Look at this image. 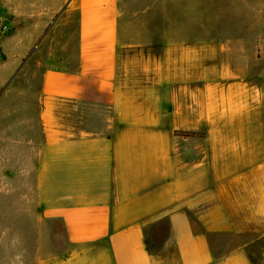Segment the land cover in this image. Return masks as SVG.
I'll list each match as a JSON object with an SVG mask.
<instances>
[{"label": "crops", "instance_id": "0c3cea01", "mask_svg": "<svg viewBox=\"0 0 264 264\" xmlns=\"http://www.w3.org/2000/svg\"><path fill=\"white\" fill-rule=\"evenodd\" d=\"M222 4L70 0L48 32L41 17L14 39L0 191L14 196L13 223L33 219L65 243L37 260L35 235L18 231L17 264H254L245 239L264 223V135L245 131L264 126L251 119L264 89L252 40L216 38L229 31ZM32 48L45 50L37 74L24 71Z\"/></svg>", "mask_w": 264, "mask_h": 264}, {"label": "rangeland", "instance_id": "374dc122", "mask_svg": "<svg viewBox=\"0 0 264 264\" xmlns=\"http://www.w3.org/2000/svg\"><path fill=\"white\" fill-rule=\"evenodd\" d=\"M69 2L70 0H0V31L3 25L8 27V32L1 36L0 96L3 94L5 88L13 81L14 78L12 75L16 72L9 66V63L13 60L12 53L16 48L14 39L33 36V32L31 31L43 22L41 17H46L47 23L42 28L45 29L48 24L46 28L48 32L63 15ZM222 2L224 8L227 7L230 9L227 16H221L222 24H227L229 31L220 29L219 31L222 33L216 35V38L222 41L226 40L228 35H241L242 33L245 37V42L249 41V39L252 40L249 41L253 48L252 59H254V67L252 71L256 74V80H253L252 83L264 89V15L262 14V11H264V0H239L237 7L234 5L235 0H222ZM235 7L238 8L237 14ZM49 14L50 16H48ZM235 23L238 31L231 29ZM256 49L258 51L259 64L255 62L257 57ZM36 50L37 48L35 50L34 48L29 50L31 51V53H28L30 56L26 58L30 62L24 71L34 74L38 73L34 61L43 59L45 50L44 48ZM31 56L34 58L32 57L30 59ZM4 108L6 109L8 107ZM252 114L253 117L251 119L255 121L261 120L260 122L264 121V107L260 108L259 111L252 112ZM246 120H250L249 117ZM245 133L253 136H263L264 126L262 124H255L251 127L250 132L246 130ZM13 197L12 192L2 193L0 191V264L1 261H3V264H17V256L12 253V245L17 247L14 235L18 231L24 232L26 236L30 234L35 235L36 241L34 249L37 260L41 256H50L58 252L60 248H63L65 243L60 231H58L59 234L57 236L55 235L54 229H52L51 239H47V233H41L38 224L35 225L33 219H30L28 216L25 217V220L28 221L30 219V221L25 222L23 225L13 223L15 221L13 218L15 214L12 211ZM166 229V225H158L154 233L159 236L166 232ZM247 236L249 239L246 238L245 241L249 240L251 243L249 247L251 260L254 264H264V223L252 225L251 232ZM148 242L157 258L162 261L168 257V253L162 251V240L154 238L153 233L151 236L149 234ZM28 244L26 242V246L24 247L26 251L25 258L31 259L32 247L29 248L30 244Z\"/></svg>", "mask_w": 264, "mask_h": 264}, {"label": "built area", "instance_id": "2783aa9c", "mask_svg": "<svg viewBox=\"0 0 264 264\" xmlns=\"http://www.w3.org/2000/svg\"><path fill=\"white\" fill-rule=\"evenodd\" d=\"M6 32H8V27H7L6 25H3V26L1 27V31H0V58H1V56H2V52H1V36H2L3 34H5Z\"/></svg>", "mask_w": 264, "mask_h": 264}]
</instances>
